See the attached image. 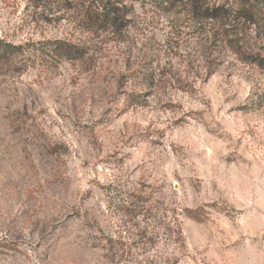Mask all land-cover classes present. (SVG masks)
Masks as SVG:
<instances>
[{
    "label": "rangeland",
    "instance_id": "1",
    "mask_svg": "<svg viewBox=\"0 0 264 264\" xmlns=\"http://www.w3.org/2000/svg\"><path fill=\"white\" fill-rule=\"evenodd\" d=\"M57 1L0 0V40L22 48L0 56V264H136L102 247L138 195L174 209L177 264H264V0L205 27L123 0L119 37L84 30L99 0Z\"/></svg>",
    "mask_w": 264,
    "mask_h": 264
},
{
    "label": "trees",
    "instance_id": "2",
    "mask_svg": "<svg viewBox=\"0 0 264 264\" xmlns=\"http://www.w3.org/2000/svg\"><path fill=\"white\" fill-rule=\"evenodd\" d=\"M165 6L171 4L186 9L192 19L202 26L227 23L242 11L245 18L251 19L250 7L261 0H162ZM57 4L63 11L71 10L78 2L76 0H58ZM90 9L82 14L85 18V31L106 33L107 36L119 37L130 22L131 5L123 0H99L89 3ZM250 14V15H248ZM85 15V16H84ZM55 17L56 19L59 18ZM84 45L70 41H58L54 51L58 56L78 58L83 56ZM21 46L0 40V56H9L21 50ZM254 62L264 69V55H256ZM145 93L140 94L141 99ZM140 202H139V201ZM138 203L129 202L124 206L123 225L116 234L107 235L103 244L104 256L110 262H132L136 264H177L174 251L183 242V235L174 209L171 215L166 213L160 217L157 205H148L146 197L138 195ZM165 218V221H162ZM126 220V221H125ZM132 222L129 227L126 223ZM160 242L165 243L163 254L153 249ZM171 247V249H168ZM170 250V251H169Z\"/></svg>",
    "mask_w": 264,
    "mask_h": 264
}]
</instances>
